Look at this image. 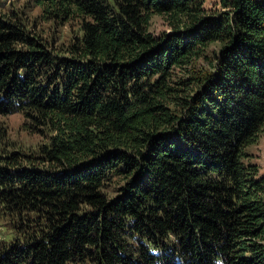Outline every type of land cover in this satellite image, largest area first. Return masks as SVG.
Segmentation results:
<instances>
[{"label": "trees", "instance_id": "16d2710c", "mask_svg": "<svg viewBox=\"0 0 264 264\" xmlns=\"http://www.w3.org/2000/svg\"><path fill=\"white\" fill-rule=\"evenodd\" d=\"M204 1L0 0V264H264V0Z\"/></svg>", "mask_w": 264, "mask_h": 264}, {"label": "rangeland", "instance_id": "374dc122", "mask_svg": "<svg viewBox=\"0 0 264 264\" xmlns=\"http://www.w3.org/2000/svg\"><path fill=\"white\" fill-rule=\"evenodd\" d=\"M217 2L218 0H205L204 7L206 9L213 8ZM38 13V8L31 11L32 16H36ZM36 29L37 31L40 30L50 41H55V45L58 46L70 42L72 35L76 33L77 26L74 23L61 26L54 25L52 22L38 19ZM149 29L151 32L157 33L161 30H167L168 27L162 17L154 15L150 20ZM199 65L207 66L206 59H200ZM0 140L3 144V150L0 149V153L4 155L10 152L35 155L40 145L47 142V137L29 127L22 114L15 112L0 115ZM246 151L250 154L247 161L257 166L258 174H264V129L257 141L249 145ZM3 235L4 229L0 225V239Z\"/></svg>", "mask_w": 264, "mask_h": 264}, {"label": "clouds", "instance_id": "9594fccd", "mask_svg": "<svg viewBox=\"0 0 264 264\" xmlns=\"http://www.w3.org/2000/svg\"><path fill=\"white\" fill-rule=\"evenodd\" d=\"M217 264H220V262L218 261Z\"/></svg>", "mask_w": 264, "mask_h": 264}]
</instances>
